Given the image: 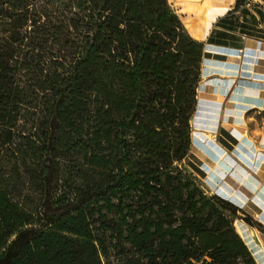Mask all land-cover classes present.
I'll return each mask as SVG.
<instances>
[{
    "label": "trees",
    "instance_id": "1",
    "mask_svg": "<svg viewBox=\"0 0 264 264\" xmlns=\"http://www.w3.org/2000/svg\"><path fill=\"white\" fill-rule=\"evenodd\" d=\"M187 31L168 0H0V264H259L195 178Z\"/></svg>",
    "mask_w": 264,
    "mask_h": 264
},
{
    "label": "crops",
    "instance_id": "2",
    "mask_svg": "<svg viewBox=\"0 0 264 264\" xmlns=\"http://www.w3.org/2000/svg\"><path fill=\"white\" fill-rule=\"evenodd\" d=\"M235 6L236 4L231 8L214 7L213 0H200L181 11L187 15L183 23L193 39L205 44L202 72H208L209 69L212 77L221 80L218 88L211 85L199 87L198 107L202 108L207 104L218 108L220 106V113L217 112L211 117L210 129L221 136L220 128L223 119L226 118L233 126L231 127L233 134L231 131L230 134L238 141L235 144L230 143L231 148L228 150L220 143L212 146L206 144L205 135L199 133L196 141L193 140V146L200 153L201 159L197 158L201 165L210 169L208 175L219 174L218 177L222 180L228 176L234 192H242L241 188L245 190L246 187L250 188V181H255L252 191L257 196L258 204L251 201L247 208L250 216L251 214L258 216V228L249 227L246 236L260 253L264 254V128L247 127L248 124L251 125L250 120L254 119L251 112L254 115L264 112V32L261 31L264 30V7L261 0H250L246 8L250 12V7L257 8L259 12L255 15L256 18L250 17L252 23H249L248 15L244 18L239 17L238 21L230 18L231 14L228 13L233 12ZM196 18L202 21V27ZM207 24L213 25L206 36L203 35V28ZM242 36L247 38L245 42L242 41ZM242 47L246 48L244 65L237 58L238 49ZM200 90L204 91L205 95L202 99H199ZM222 100H225L226 104L222 103ZM224 110L227 111L226 115ZM235 120L238 121V125L234 124ZM246 132L249 133L248 140L251 141L249 144L243 142L244 138H240L241 134L246 136ZM256 132L260 134L259 138L254 135ZM218 165L224 170H219Z\"/></svg>",
    "mask_w": 264,
    "mask_h": 264
},
{
    "label": "rangeland",
    "instance_id": "3",
    "mask_svg": "<svg viewBox=\"0 0 264 264\" xmlns=\"http://www.w3.org/2000/svg\"><path fill=\"white\" fill-rule=\"evenodd\" d=\"M170 6L176 11V13L180 16V18L183 19L187 17V15L182 14L183 10L186 7H190L192 5H195V2L200 0H168ZM262 7H264V0H261ZM200 7V3L198 4ZM251 12L244 6L239 11H233L229 12L228 15L231 14L230 18L239 19V17H246L249 16L248 22L252 23L249 19L250 17H255V15H258L259 10L257 8L250 7ZM182 11V12H181ZM181 12V13H180ZM239 12V13H238ZM194 18V16H193ZM199 18V17H198ZM256 18V17H255ZM197 19V18H196ZM198 20V19H197ZM199 26L202 27V21L198 20ZM258 23V22H257ZM184 24V23H183ZM255 24V23H254ZM213 24H207L203 28V35H208L211 27ZM243 25V24H242ZM260 31V30H259ZM264 32V30H261ZM188 32V31H187ZM243 32V31H242ZM190 33V32H189ZM256 35V34H253ZM241 41V39H239ZM236 45V44H233ZM242 62V65L246 63V60H240ZM245 62V63H244ZM214 66V65H213ZM202 72V79L200 86L203 88L205 85H211L215 88H218V86L221 84V80L219 78H215L211 76V73L209 72ZM213 74V73H212ZM203 90V89H202ZM200 90L199 93V99L204 98V91ZM223 101V100H222ZM225 103V100L222 102ZM226 104V103H225ZM221 107H215L214 105H204L202 108L198 107L197 113L193 116L192 122H191V142H192V153L196 157V159H200V153L197 149L193 146V140L197 139V136L199 133H203L205 135V143L208 145H216L219 143L224 146L226 149L230 150L231 145L230 143H238L237 140H235L232 137L233 132L231 131V126L229 124V120L226 118L223 119L222 127L220 128V135H218L215 131H212L209 127V122H211V117L216 115L217 112L220 113L219 109ZM234 109V108H233ZM226 110H224V114L226 115ZM253 116V120L251 122V125H247L248 128H256L260 129L261 127L264 128V112H261V114L256 113L255 115L253 112L250 113ZM238 115V114H236ZM238 117V116H237ZM237 119V118H236ZM235 125H238V121L235 120ZM246 127V128H247ZM245 128V129H246ZM230 131L232 134H230ZM215 132V133H214ZM264 132V130H263ZM249 133L246 132V136L243 134L240 135V138L246 137L247 139ZM256 138L260 137V134L258 132L254 133ZM210 138L207 139L208 137ZM212 137V138H211ZM218 138V141H217ZM259 141V140H258ZM244 143L249 144L251 141L247 142L246 140H243ZM226 155V154H225ZM222 156V155H221ZM224 156V154H223ZM198 157V158H197ZM198 159V167L200 168L203 175H197L195 176L198 185L202 189V191L209 197H216L225 203L228 204L229 212L227 213L230 217V219L233 221V225L238 232V234L241 236V238L246 242V244L249 246V248L254 253V256L256 257L257 261L260 264H264V254L260 253V250L255 246L254 243H251V240L247 238L246 234L249 229V227H257L258 228V216L253 215L250 216V211L248 210L247 206L250 204L249 202L253 201L254 203L258 204L257 196L254 195V191H252V186L255 184V181H250V188L246 187V190L241 188L242 192H234L232 189V184L228 178V176H225V179L222 180L218 177L219 174L214 173V176H209L208 172L210 169L208 167L204 168V166L201 165L200 160ZM219 167V165H218ZM219 170L222 169V167L218 168ZM209 170V171H208ZM224 170V169H222ZM207 172V173H205ZM227 173V172H226ZM261 191V190H260ZM235 213V215H232ZM261 233V232H260Z\"/></svg>",
    "mask_w": 264,
    "mask_h": 264
},
{
    "label": "built area",
    "instance_id": "4",
    "mask_svg": "<svg viewBox=\"0 0 264 264\" xmlns=\"http://www.w3.org/2000/svg\"><path fill=\"white\" fill-rule=\"evenodd\" d=\"M241 39L243 42H245L247 40V38L245 36H242ZM245 55H246V48L245 47L238 49V54H237L238 59H240V60L244 59ZM207 139H209V138H207ZM224 154H227V151H225Z\"/></svg>",
    "mask_w": 264,
    "mask_h": 264
},
{
    "label": "bare ground",
    "instance_id": "5",
    "mask_svg": "<svg viewBox=\"0 0 264 264\" xmlns=\"http://www.w3.org/2000/svg\"><path fill=\"white\" fill-rule=\"evenodd\" d=\"M208 137V136H207ZM209 138V137H208ZM212 138V137H211ZM210 139V138H209ZM244 140H246L247 142H249V140L246 138V137H244ZM194 141H196V140H194ZM197 143V142H196ZM203 150V149H202ZM205 151H206V149H205ZM201 159V158H200Z\"/></svg>",
    "mask_w": 264,
    "mask_h": 264
}]
</instances>
